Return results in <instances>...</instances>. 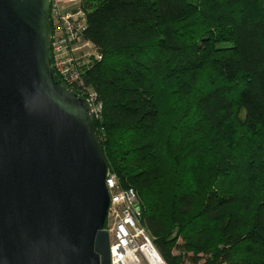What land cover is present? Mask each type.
<instances>
[{"label":"trees","instance_id":"obj_1","mask_svg":"<svg viewBox=\"0 0 264 264\" xmlns=\"http://www.w3.org/2000/svg\"><path fill=\"white\" fill-rule=\"evenodd\" d=\"M95 126L167 264H264L263 0H81Z\"/></svg>","mask_w":264,"mask_h":264},{"label":"water","instance_id":"obj_2","mask_svg":"<svg viewBox=\"0 0 264 264\" xmlns=\"http://www.w3.org/2000/svg\"><path fill=\"white\" fill-rule=\"evenodd\" d=\"M51 0H0V264H111L110 168L57 77Z\"/></svg>","mask_w":264,"mask_h":264},{"label":"built area","instance_id":"obj_3","mask_svg":"<svg viewBox=\"0 0 264 264\" xmlns=\"http://www.w3.org/2000/svg\"><path fill=\"white\" fill-rule=\"evenodd\" d=\"M50 19L54 71L62 83L91 103L97 117L101 107L96 105V94L86 87L81 72L100 55L82 38L87 18L81 0H51ZM106 183L111 197L105 225L110 236L111 264H167L142 226L134 190L122 188L117 175L111 172Z\"/></svg>","mask_w":264,"mask_h":264},{"label":"crops","instance_id":"obj_4","mask_svg":"<svg viewBox=\"0 0 264 264\" xmlns=\"http://www.w3.org/2000/svg\"><path fill=\"white\" fill-rule=\"evenodd\" d=\"M263 3H264V0H263Z\"/></svg>","mask_w":264,"mask_h":264},{"label":"rangeland","instance_id":"obj_5","mask_svg":"<svg viewBox=\"0 0 264 264\" xmlns=\"http://www.w3.org/2000/svg\"><path fill=\"white\" fill-rule=\"evenodd\" d=\"M153 240V239H152ZM154 241V240H153Z\"/></svg>","mask_w":264,"mask_h":264}]
</instances>
